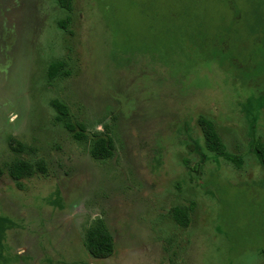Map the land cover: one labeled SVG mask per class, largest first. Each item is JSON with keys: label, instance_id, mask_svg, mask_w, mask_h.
Returning <instances> with one entry per match:
<instances>
[{"label": "rangeland", "instance_id": "obj_1", "mask_svg": "<svg viewBox=\"0 0 264 264\" xmlns=\"http://www.w3.org/2000/svg\"><path fill=\"white\" fill-rule=\"evenodd\" d=\"M256 4L72 0L69 14L57 0H0V264H264ZM54 62L69 77L48 81ZM53 100L89 140L108 134L113 157L94 161L56 125ZM200 116L240 167L205 151ZM18 160L46 171L17 188ZM190 205L183 228L174 210ZM98 218L114 241L105 260L82 244Z\"/></svg>", "mask_w": 264, "mask_h": 264}, {"label": "trees", "instance_id": "obj_2", "mask_svg": "<svg viewBox=\"0 0 264 264\" xmlns=\"http://www.w3.org/2000/svg\"><path fill=\"white\" fill-rule=\"evenodd\" d=\"M59 8L66 13L72 12V0H57ZM257 7L254 10V21L258 27L264 28V0H257ZM70 18L59 24V28L67 30ZM192 56V55H191ZM205 61H213L212 58H205ZM222 65V64H221ZM242 75H247L243 74ZM242 76V78H243ZM46 77L48 81L55 79H65L69 77V71L63 62H54L48 65L46 69ZM50 106L55 113L54 123L61 126L63 130L69 134L76 142H88V152L90 157L96 162H104L110 160L114 155V142L108 135H97L91 140L85 135L84 126L77 123L75 117L71 114L69 108L57 101L50 102ZM197 125L200 130L205 151L211 156L223 159L224 162L240 167L242 160L231 157L227 154V149L219 136L216 125L207 117L200 116L197 119ZM108 132V131H107ZM254 152L259 160L260 165L264 168V145L258 142L254 144ZM185 166L187 162L184 161ZM45 163L42 161H25L18 160L8 168V176L20 188V182L23 179L33 177L38 173H45ZM194 172H197L196 169ZM3 171L0 170V177ZM192 206L174 210V221L177 225L186 228L190 224V213ZM83 247L89 256L95 260H105L111 258L114 254V241L108 231L105 222L102 219H95L92 225L86 230L83 238Z\"/></svg>", "mask_w": 264, "mask_h": 264}]
</instances>
